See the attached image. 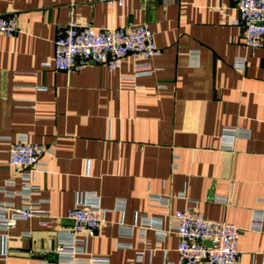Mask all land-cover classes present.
<instances>
[{"label":"crops","instance_id":"0c3cea01","mask_svg":"<svg viewBox=\"0 0 264 264\" xmlns=\"http://www.w3.org/2000/svg\"><path fill=\"white\" fill-rule=\"evenodd\" d=\"M236 1L0 0L21 28L0 33V135L26 133L54 149L31 177L48 216L18 220L5 240L0 231V252L8 250L0 264H55L57 232L88 189L100 193L111 225L86 248L109 264H183L176 233L160 241L157 226L168 227L167 210L193 205L238 225L241 264H264V44H244ZM70 19L146 22L160 53L128 54L116 68L56 69L54 39ZM145 61L151 72L136 73ZM9 142L0 139V184L13 177L19 187L24 167L7 163Z\"/></svg>","mask_w":264,"mask_h":264},{"label":"built area","instance_id":"2783aa9c","mask_svg":"<svg viewBox=\"0 0 264 264\" xmlns=\"http://www.w3.org/2000/svg\"><path fill=\"white\" fill-rule=\"evenodd\" d=\"M121 4L122 0H107ZM238 22L243 29L244 44L255 48L264 44V0H237ZM17 13H0V33L13 35L20 31ZM160 53L154 41L152 30L146 22H130L125 26L98 27L82 24L75 19L58 27L54 39V55L52 64L56 69L71 71L95 62L109 68H116L122 59L131 54L135 58L147 60ZM49 64V63H45ZM244 61L241 62V65ZM151 65L145 61L136 65V73H150ZM245 130L236 129L240 135ZM7 139V163L12 166L24 167L19 187L15 186L13 177L0 184V192L5 199L0 200V231L7 237V230L20 219L33 215L48 216V211L41 209V201L32 199V192L38 185L32 182V172L46 169L47 162L42 159L44 154H54L51 146L30 141L26 133H18L15 140ZM1 164V162H0ZM19 196L22 203L16 205L13 198ZM155 201L168 206L167 200L151 197ZM116 208L123 209V199H119ZM106 209L101 204V195L97 190L81 191L73 205L66 213L70 226L58 230L54 247L55 264H109L105 256L93 255L87 251L86 244L90 236L95 235L98 227L105 223ZM169 225L166 229L157 226V237L162 241L169 231L179 238L177 252L183 264H241L238 249L240 228L233 222L213 219L203 215L196 205L182 209L167 210ZM44 220L43 223H48ZM123 233V232H122ZM209 240L211 244H205ZM8 254L6 246L0 252V259L5 260ZM38 264H49L39 260ZM128 264H133L129 262Z\"/></svg>","mask_w":264,"mask_h":264},{"label":"water","instance_id":"95a60500","mask_svg":"<svg viewBox=\"0 0 264 264\" xmlns=\"http://www.w3.org/2000/svg\"><path fill=\"white\" fill-rule=\"evenodd\" d=\"M204 243L205 244H211V242L209 240H205Z\"/></svg>","mask_w":264,"mask_h":264}]
</instances>
